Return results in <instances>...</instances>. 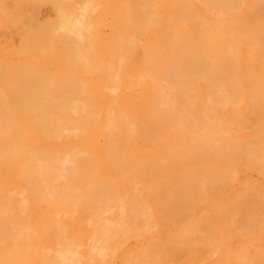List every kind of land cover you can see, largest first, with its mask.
Returning <instances> with one entry per match:
<instances>
[{
    "label": "bare ground",
    "instance_id": "obj_1",
    "mask_svg": "<svg viewBox=\"0 0 264 264\" xmlns=\"http://www.w3.org/2000/svg\"><path fill=\"white\" fill-rule=\"evenodd\" d=\"M231 243L264 264V0H0V264Z\"/></svg>",
    "mask_w": 264,
    "mask_h": 264
},
{
    "label": "rangeland",
    "instance_id": "obj_2",
    "mask_svg": "<svg viewBox=\"0 0 264 264\" xmlns=\"http://www.w3.org/2000/svg\"><path fill=\"white\" fill-rule=\"evenodd\" d=\"M252 176H256V175L253 173ZM105 179L108 180V181H106L107 184H108V182L111 184V182H112V180H113V179H111V178H105ZM105 179H102V180H105ZM109 179H110V180H109ZM100 181H101V180H100ZM110 181H111V182H110ZM103 182H104V181H103ZM113 182H114V181H113ZM113 182H112V184H111V187H112V188L109 186L111 189H114V187H115V186H114V187L112 186V185H113ZM165 182H167V181L163 180V182H160V183L152 182V184H153L154 186H151L152 188L149 187L150 190L152 191V192L149 191V192H150V193H149V194H150V198L153 197V199H155V196H156V193H157V197H160V196H161V199H162V200H163V199L166 200V201L168 200V201L171 203L170 205H172L173 202H175V203H176V202H179V200L175 199V198H174V195L171 193L173 188L168 190V188L170 187V185H169V187L167 188V190L162 189V188L164 187V185L167 184V183H165ZM101 183H102V181H101ZM98 184H100V183H98ZM102 184H103V183H102ZM114 184H115V183H114ZM150 184H151V183H150ZM105 185H106V184H105ZM108 185H109V184H108ZM119 186H121V187H122V186H124V187L127 186L128 188H130V187L132 186V184H128V185H119ZM157 186H158L159 188H158ZM171 187H172V185H171ZM164 188H166V187H164ZM152 189H153V190H152ZM154 190H155V191H154ZM158 190L162 191V193H159V194H161V195L158 194ZM160 191H159V192H160ZM152 194H154V196H153ZM162 195H163V196H162ZM171 199H173V200H171ZM164 200H163V201H164ZM176 200H177V201H176ZM168 201H167V202H168ZM165 204H166V202H165ZM212 226H213V225H212ZM219 227L221 228L220 225H219ZM168 228H169V227H168ZM169 231H170L171 234L173 235V231H172V228H171V227L169 228ZM158 236H159V237H158ZM154 238H155V239H154L153 241H154V242H159L160 249L162 250V252H164V251H165V252L170 251L171 253H173V247H171V248H170V247H166V246H168V243H167V245H166L165 247H162V242L164 243V241H166L167 239H168V240H167L168 242H169V241L171 242V245L173 244V241L170 240V238H168V237L165 235V232H164V231H162V232L156 231V234H155ZM161 240H162V241H161ZM167 241H166V242H167ZM219 242H220V241H219ZM165 244H166V243H165ZM165 244H163V245H165ZM169 244H170V243H169ZM171 245H170V246H171ZM172 246H173V245H172ZM220 246H221L220 249L216 248V249L211 250V251L207 250L208 252H211V256H212L213 254L216 255V256L218 255V256H217L218 258H216V256H213V257H210V256H209L210 258H209V257L207 258V257H206V256H207V255H206V252H207L206 250H205V251H206L205 253L201 252V250H198V254H197L196 258H194V259L192 260V262H191V260L188 261L187 258H186V259L184 258V260L182 259L181 262H182V263H185V264H196L195 260H197V261L199 260V263L197 262L198 264H204V262H202L203 260L201 261V259H204L205 257L207 258V259L205 258V261H206V260H212V261H214L216 264H221L222 261H227V260H230V261H231V260H233L234 257H235V255L233 254L234 250H232V249L234 248V247H233V244L231 243V245L226 246V247H225L224 244H222V245H220ZM230 246H232L233 248L230 247ZM161 247H162L163 249H162ZM218 247H219V245H218ZM164 248H165V249H164ZM223 251H224V252H223ZM199 252H200V253H199ZM225 252H226V253H225ZM227 252H228V253H227ZM145 253L147 254V252H145ZM221 253H222V254H221ZM199 254H200V257H201V258H199ZM213 258H214V260H213ZM226 258H227V259H226ZM228 258H229V259H228ZM215 259H216V260H215ZM217 260H218L219 263L217 262ZM219 260H220L221 262H220ZM1 263H4V262L2 261Z\"/></svg>",
    "mask_w": 264,
    "mask_h": 264
}]
</instances>
